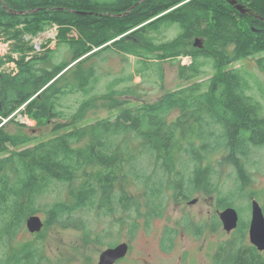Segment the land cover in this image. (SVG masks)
<instances>
[{
    "label": "trees",
    "instance_id": "16d2710c",
    "mask_svg": "<svg viewBox=\"0 0 264 264\" xmlns=\"http://www.w3.org/2000/svg\"><path fill=\"white\" fill-rule=\"evenodd\" d=\"M236 1L246 14L228 0H0V32L15 40L12 50L20 56L17 69L4 68L0 57V243L24 230L26 218L41 210L38 199L55 182L70 187L68 198L46 211L43 228L55 222L64 229L71 222L85 227L75 216L84 207L111 213L108 207L116 203L142 212L128 193L119 194V181L142 183L145 205L153 206L169 185L195 187L204 171L202 159L264 144V104L249 84L258 82L244 66H235L256 57L264 72V0ZM53 25L55 48L47 41L36 50L25 39ZM171 27L177 34L162 40ZM196 37L201 47L194 46ZM61 45L67 53L58 56ZM109 52L134 56L136 64L133 72L108 81L98 96V69ZM185 56L188 64L182 63ZM166 60L175 63L180 77L193 81L152 102L84 122L98 97L110 107L127 103L117 96L133 95L137 86L117 91L121 82L143 78L150 68L162 78ZM205 66L212 74L199 80ZM75 94L82 96L77 106L64 102ZM184 159L192 165L186 185L184 172L175 168ZM170 172L172 181L162 180ZM9 248L13 255L2 248L0 264L31 260L27 246ZM248 260L231 255L235 264H260L254 254Z\"/></svg>",
    "mask_w": 264,
    "mask_h": 264
},
{
    "label": "rangeland",
    "instance_id": "374dc122",
    "mask_svg": "<svg viewBox=\"0 0 264 264\" xmlns=\"http://www.w3.org/2000/svg\"><path fill=\"white\" fill-rule=\"evenodd\" d=\"M56 34L57 27L52 26L45 29L43 32L38 33L35 36L25 35V39H30L31 42L35 45L36 50H41V43L49 41V45L51 48H55L56 44ZM75 34V33H74ZM177 34V29L175 27L168 28L161 35L162 40H167L169 38L174 37ZM15 42L9 35H5L0 32V57L3 60H6L3 65L4 68H13L17 69L20 63V56L18 52H14L12 50V44ZM67 46L61 45L58 48L57 55L62 56L66 55ZM264 56V55H263ZM9 57H13L12 60L7 59ZM190 62L189 57L185 56L182 58L183 64H188ZM135 57L134 56H123L121 54H116V52H109V55L101 61V65L98 69L100 74V82L97 85L95 90V94L100 96L101 93H105L106 85L108 81L114 78H118L123 75H127L128 73L133 72L135 66ZM244 66L248 69L255 77L257 84L250 81L249 84L252 86L250 89V93L256 95L257 98L264 104V72L259 68L256 63V57H248L244 58L243 61L238 62L235 66L238 65ZM206 70L205 73H202L199 80H204L209 77L212 72L209 66L203 67ZM162 70V78H159L157 72L150 68L147 71L145 77L135 76L133 81L128 82L124 81L118 84L115 89L120 91L125 86H133L136 93L133 95H124L120 94L117 96L118 100H126L127 103L119 107H110V103L106 105H102V101L97 98L95 106L89 108L86 114L85 121H89L91 119H95L98 117H108L114 116L119 110L128 108L136 103L142 102H152L158 98L165 91H169L171 89L178 88L182 85L192 82L193 80H184L179 76L177 72V67L175 63L171 61H163L161 63ZM262 87L263 90L260 88ZM95 95V96H96ZM82 99V96L79 95H70L65 98L64 102L73 107L77 106L78 102ZM22 121L24 120L29 125L34 126L35 122L26 117H20ZM81 121L78 123L80 124ZM75 126V125H74ZM261 147V146H256ZM263 147V146H262ZM254 148V147H253ZM200 156L205 154V152H199ZM212 154V153H211ZM227 153H223L220 151L219 153L211 155L207 161L201 160L202 166L209 168L211 173V189L215 191L216 197L220 206H225L226 204L231 203L239 208L243 202H246V199L241 202L238 199H235L228 194V179L227 176L230 172L229 160L226 155ZM225 157V159H224ZM227 159V160H226ZM185 163H178L175 168H179L181 172H184L182 181V185H186V181L189 177V170L192 165L189 160L184 159ZM146 163H152L150 159L145 161ZM147 170H152L153 164L146 165ZM172 175V173H168V176ZM172 181L169 177H162V180ZM142 183H135L131 180L122 183L119 181L117 183V190L119 194L128 193L129 197H132V206L139 205L140 209L144 214L140 217H133L135 210H129L125 206H121L119 204L114 203L111 207H108L110 214L113 215L111 218L115 220V224L110 222L109 217H103V214H99L97 210L88 209L84 207L83 210H78V213L75 216L79 215L84 223L85 227H79L75 222H71L65 229L62 228V223L55 222L49 228H43L38 232L40 236V242L36 246L30 245L28 250L33 252L37 250V261L35 264H38V260L41 259L40 264H43V254H45L47 250L44 249L46 244L51 245L49 243L50 238L58 241L62 245L67 243L71 238L76 239L78 234L83 235L89 233V235H93L94 237L103 236L102 229L104 226V233L107 234L106 229L109 232V237L113 239L121 238L129 236V229L131 226H136L137 230L134 234V244L143 246L147 249H150L153 253V259L164 263V261H170L173 259L174 255L187 252L191 258L196 259V263L201 260L198 254V246L202 244L203 248L211 251H215L220 247H225V236L226 235L223 230L221 234V230L218 229L217 234L215 236L214 246L206 241L204 243L203 239H207L208 236L204 235L202 232V237H194L188 229L186 228V217L184 215H190L195 209L194 206H188L187 208L182 207L178 202L172 201L169 199V195L165 193L164 198L158 199V204L153 206L145 205V201L148 199L143 198L145 193L144 188L141 187ZM169 184V183H168ZM70 187L66 186L64 182H55L52 184L50 189L40 198L37 202L38 207L41 209L38 213L40 217L48 220L49 214L46 213L47 210H50L52 204L56 201H65L68 198ZM180 190L189 193L191 196H195V187L192 188H179ZM177 190V189H176ZM127 191V192H126ZM122 194V195H123ZM173 197V195H172ZM171 197V198H172ZM133 208V207H132ZM150 214V216H149ZM82 228V229H81ZM26 229V228H24ZM131 230V229H130ZM68 232L72 233V235L68 234ZM131 233V232H130ZM129 234V235H128ZM30 239L27 238V235L22 230L17 231L15 236L7 240V236L1 239L0 243V254L2 248L8 250V256L11 257L13 255V250H11V245H16L19 248L22 244V241ZM4 242V244H2ZM20 244V245H19ZM47 247V246H46ZM48 248V247H47ZM164 251H168V254ZM32 264V263H31ZM206 264V263H204Z\"/></svg>",
    "mask_w": 264,
    "mask_h": 264
},
{
    "label": "flooded vegetation",
    "instance_id": "af4514ba",
    "mask_svg": "<svg viewBox=\"0 0 264 264\" xmlns=\"http://www.w3.org/2000/svg\"><path fill=\"white\" fill-rule=\"evenodd\" d=\"M258 146L261 147L234 148L227 155L230 166V172L227 176L228 194L241 202L246 199V202H243L239 208L234 206L231 201H229L230 204L220 206L215 191L210 188L212 187L210 179L211 171L209 168L203 166L200 168L204 169V171H201L200 175L197 176L198 183L196 184L195 196H191L189 193L180 190L179 187L176 190L170 187V185L169 189L165 191L169 195V199L178 202L182 207H195L196 210L190 215H184L186 217V228L194 237H202L203 232L204 235L208 236L207 239H203L204 243L208 241L211 247H213L218 229L221 230V234H223L222 230L226 234H223L225 236L226 248L220 247L215 251H211L209 248L208 250L204 249L202 244L198 246V254L201 260L197 264H235L231 261L233 252L239 254L246 261H249L248 259L251 254H254L259 259V263L263 264L264 249L259 248L253 243L250 233L254 202L259 205L264 219V144ZM226 208L234 209L237 214L236 226L230 230L224 229L219 218V213ZM102 214L105 218L109 217L110 222L115 224V220L111 218L113 215L110 213ZM143 214L144 212L134 213L133 217L136 219ZM42 220L43 227L45 218ZM102 227V238L100 236L94 237L88 234H78L76 235L78 236L76 239L71 238L64 245L50 238L49 243L51 245L46 244L48 248L44 246V249H48V251L41 255L44 260L43 264H101V255L106 250L115 248L120 244L126 246V250L122 256L110 264L196 263V259L191 258L187 252L175 254L172 260L164 261V263L154 260L150 249L134 244L136 226L130 227L129 236L113 240L109 237L108 230L106 229L107 234H105V228L104 226ZM23 231L27 235V238L30 239L22 241L21 249L25 248V246L29 247L30 245L36 246L39 244L41 236L38 233L39 231L29 232L27 229ZM68 234L73 236L70 232ZM164 252L168 254V251ZM37 255V250H34L29 256L31 260L28 264H35ZM40 261L41 259L38 260V264H40Z\"/></svg>",
    "mask_w": 264,
    "mask_h": 264
},
{
    "label": "water",
    "instance_id": "95a60500",
    "mask_svg": "<svg viewBox=\"0 0 264 264\" xmlns=\"http://www.w3.org/2000/svg\"><path fill=\"white\" fill-rule=\"evenodd\" d=\"M240 13L246 14L248 9L236 0H228ZM194 46L201 47L200 38H194ZM219 218L223 224L224 229L230 230L236 226L237 214L234 209L226 208L219 213ZM43 221L38 214L29 215L25 220V227L29 232H37L42 228ZM251 238L254 244L259 248L264 249V219L259 205L253 203L252 220H251ZM126 250V246L120 244L115 248L106 250L100 257L101 264H110L118 257L122 256Z\"/></svg>",
    "mask_w": 264,
    "mask_h": 264
},
{
    "label": "built area",
    "instance_id": "2783aa9c",
    "mask_svg": "<svg viewBox=\"0 0 264 264\" xmlns=\"http://www.w3.org/2000/svg\"><path fill=\"white\" fill-rule=\"evenodd\" d=\"M55 25H53V27H54Z\"/></svg>",
    "mask_w": 264,
    "mask_h": 264
}]
</instances>
